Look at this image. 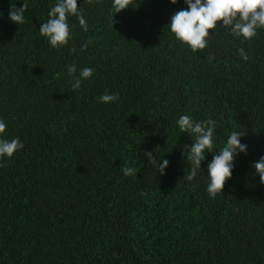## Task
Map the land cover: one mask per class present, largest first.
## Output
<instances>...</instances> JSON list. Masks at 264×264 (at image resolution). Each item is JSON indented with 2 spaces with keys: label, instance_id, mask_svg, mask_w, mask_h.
Returning <instances> with one entry per match:
<instances>
[{
  "label": "trees",
  "instance_id": "obj_1",
  "mask_svg": "<svg viewBox=\"0 0 264 264\" xmlns=\"http://www.w3.org/2000/svg\"><path fill=\"white\" fill-rule=\"evenodd\" d=\"M11 3L28 5L23 24ZM54 3L0 0V119L25 145L0 159V264H264V184L250 167L264 156V30L241 42L217 27L193 52L167 27L184 0H131L114 22L111 0H78L88 31L71 17L72 38L54 49L39 34ZM71 63L95 69L75 91ZM106 90L118 100L99 102ZM184 114L217 122L214 149L246 132L215 197L207 161L183 178ZM145 150L169 160L165 174Z\"/></svg>",
  "mask_w": 264,
  "mask_h": 264
},
{
  "label": "clouds",
  "instance_id": "obj_2",
  "mask_svg": "<svg viewBox=\"0 0 264 264\" xmlns=\"http://www.w3.org/2000/svg\"><path fill=\"white\" fill-rule=\"evenodd\" d=\"M173 5L179 0H169ZM186 8L176 11L170 17L167 24L169 31L181 44L187 45L191 51L197 52L208 46L210 30L214 34L217 27L227 29L228 35L241 40H252L260 30H264V0H184ZM131 6V0H111L109 9L110 17L114 22L117 13ZM28 5L23 3L19 8L10 4L8 19L15 24L25 22L24 13ZM47 20L39 24V34L47 40L51 48L58 49L68 44L72 38L73 26L69 23L71 17H75L82 31L87 32L88 26L83 10L78 7V0H55L49 7ZM211 34V35H212ZM91 41L86 40L80 45V51L87 50ZM75 51V49H72ZM239 57L245 62L248 55L244 48L238 50ZM67 76L73 91L79 89L81 83L93 76L92 67H82L79 70L75 63L66 65ZM118 95L107 90L98 97L99 102L108 104L118 100ZM178 131L188 134L191 144L183 146L182 155L191 165L190 171L183 178L193 181L202 169L201 162L207 161L206 192L210 197H215L222 192L225 182L231 179L235 169V159L240 154H247L248 146L241 142L246 135L241 129L230 131L222 147L214 149V135L217 122L211 118L195 120L190 115H180L175 121ZM7 123L0 119V159L12 158L13 155L24 148V143L19 137L8 139ZM205 151L212 153L211 160L205 158ZM144 157L150 165H153L159 175L165 174L169 167V160L158 159L151 151L145 150ZM250 167L254 175L259 177L264 184V156L253 162ZM124 176L134 177L137 171L134 167L121 168Z\"/></svg>",
  "mask_w": 264,
  "mask_h": 264
}]
</instances>
